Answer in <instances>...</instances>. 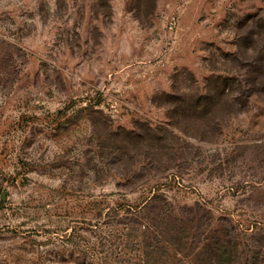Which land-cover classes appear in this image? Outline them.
<instances>
[{"label": "rangeland", "instance_id": "obj_1", "mask_svg": "<svg viewBox=\"0 0 264 264\" xmlns=\"http://www.w3.org/2000/svg\"><path fill=\"white\" fill-rule=\"evenodd\" d=\"M219 261L264 264V0H0V264Z\"/></svg>", "mask_w": 264, "mask_h": 264}, {"label": "trees", "instance_id": "obj_2", "mask_svg": "<svg viewBox=\"0 0 264 264\" xmlns=\"http://www.w3.org/2000/svg\"><path fill=\"white\" fill-rule=\"evenodd\" d=\"M224 248V246L223 245H221V246H219V248H218V251L220 252L217 256H218V258H220L221 260H225V256L227 255V253L225 252V250L223 249ZM217 264H223L221 261H219ZM224 264H226V263H224Z\"/></svg>", "mask_w": 264, "mask_h": 264}]
</instances>
